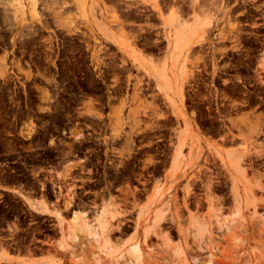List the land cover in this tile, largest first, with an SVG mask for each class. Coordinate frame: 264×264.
I'll list each match as a JSON object with an SVG mask.
<instances>
[{
	"label": "rangeland",
	"instance_id": "374dc122",
	"mask_svg": "<svg viewBox=\"0 0 264 264\" xmlns=\"http://www.w3.org/2000/svg\"><path fill=\"white\" fill-rule=\"evenodd\" d=\"M33 1L0 0V182L64 224L109 204L115 258L138 245L141 264H264V0ZM200 18L175 109L115 42L154 59L171 24ZM72 107L78 124L56 133ZM60 230L0 192L1 245L35 249Z\"/></svg>",
	"mask_w": 264,
	"mask_h": 264
},
{
	"label": "bare ground",
	"instance_id": "6f19581e",
	"mask_svg": "<svg viewBox=\"0 0 264 264\" xmlns=\"http://www.w3.org/2000/svg\"><path fill=\"white\" fill-rule=\"evenodd\" d=\"M14 2L15 3H9L10 6H15V5L18 6V4H22V0H14ZM33 3H34L33 5L35 6L36 0H34ZM12 20L14 21V23L18 24V20H19L18 15L14 13ZM204 22L208 23L207 21H203V23ZM179 24H180L179 25L180 28H184V27L187 28L188 27L187 25H189L187 23H179ZM202 24L200 25L202 26ZM195 37H196V34L191 33L188 39L189 40L195 39ZM204 38L205 37L202 35L201 37L197 39L196 42L198 43V45H200L202 41H204ZM184 39H185L184 31L175 29L172 32V35H170V37L167 38V42L169 46L168 48L170 49L171 48L173 49V47L175 49L187 48L191 42H187V41L184 42ZM115 43L119 46L122 52L127 53L128 56H131V58H133L135 62L138 63L139 68L147 75V77H149L154 82L155 88L158 90V92L165 94L166 98L169 100V95L166 92V84L163 82V80L159 76V73L154 72V70L152 69V66H148V64L150 63H145V62L143 63L141 59L139 58L137 59L136 54L130 49H128L129 46L124 41L121 43H117V42ZM161 75L163 74L161 73ZM172 102L173 101H171V104ZM183 144H184V136L180 135L177 146H176L175 157L172 161V166H171V169L173 171L176 170V168L179 165L178 160L181 159V156H182ZM228 158L221 157V161L226 166V168H228L227 165L229 164ZM27 201L30 207L36 213L43 215V216L51 215L59 220L60 225L62 227V230H60L62 232V238L60 239V241H57L56 245H59L58 242L61 244L60 249L61 251L64 252L69 264H123V262L128 263V264H141V257H140V251H139L138 245L131 246L127 250L125 256L121 255L115 258L116 248L113 247L114 245H112L111 243L112 241L109 240V237L107 235V233H109L108 230H109V225H110L109 224L110 221L108 219V216L110 215L109 204L107 203L101 204L99 209L94 213V216L92 219L87 218L82 213H75L69 220L70 225L66 226L63 223V221L60 220L62 219L61 213L55 210L52 211L50 209L49 203H47L45 200H40L38 203H32V201L30 202L29 200ZM162 217H163V211L160 210L156 213L155 219L156 221H159ZM168 250L169 249H167V252ZM172 254H176V253L174 252ZM124 257H125V261L122 260ZM52 263L56 264L54 261L49 264H52Z\"/></svg>",
	"mask_w": 264,
	"mask_h": 264
},
{
	"label": "crops",
	"instance_id": "0c3cea01",
	"mask_svg": "<svg viewBox=\"0 0 264 264\" xmlns=\"http://www.w3.org/2000/svg\"><path fill=\"white\" fill-rule=\"evenodd\" d=\"M203 21H207V20H202L200 18V20L198 21L194 19L191 21L189 20L183 21L189 24L187 25L188 26L187 28L185 27L180 28L179 23H183V22L179 21V22H176L175 24H171V26L169 25L170 27L167 28V30H170V31H174L175 29L184 31V36H185L184 42L186 41L191 42L188 45V47L185 49L184 48L175 49L173 47V49L172 48L168 49L167 54L156 57L154 59L151 57L140 58L138 54L136 53L137 59L138 58L141 59L143 63L144 62L150 63L148 64V66H152V69L154 70V72L159 73V76L161 77L163 82L166 84V92L169 95V100L165 98L162 94L161 95L167 100V102L171 105L172 108L176 109V106L179 105L183 101L181 86L187 77V68H188L185 60H186V56L188 52L193 47L199 46L196 41L199 37H201L204 34V30L206 29V27L209 26L207 24H210L208 21H207L208 23L204 22L205 23L204 24ZM200 24H202V26ZM191 33H195L196 37L195 39H190L191 40L190 41L188 38L191 35ZM128 57L130 59H133L131 58V56H128ZM262 63H263L262 65L264 66V60ZM161 73L163 75H161ZM171 101H173L172 104H171ZM190 128L191 127L188 124V130L186 132L187 134L191 131ZM229 153L230 152L227 151L225 154H222V156L226 158L229 157L228 158L229 159L228 169L231 174L233 184H235L238 175H241L243 173V167L241 166L239 159L235 157L233 158V156L230 155L231 153L230 154ZM0 192L13 196L28 211H34V210L30 207L27 200H29L30 202L32 201V203H38L40 200H43V199H36L33 196L31 191L25 189L23 185L18 184V183L0 182ZM49 205L52 211L57 210L53 208L51 204ZM45 216H51V215H45ZM51 217H54V216H51ZM71 217H72V214L69 220L71 219ZM69 220L65 222L66 226L70 225ZM61 238H62V233L57 235L53 244H49L46 241H41V246L35 249H33L30 246H26V245L17 246V247H8V246H3L0 243V264H49L53 261L56 264L58 263L59 264H69L64 252L61 251L60 249L61 244L58 242L59 245H56L57 241H60Z\"/></svg>",
	"mask_w": 264,
	"mask_h": 264
},
{
	"label": "flooded vegetation",
	"instance_id": "af4514ba",
	"mask_svg": "<svg viewBox=\"0 0 264 264\" xmlns=\"http://www.w3.org/2000/svg\"><path fill=\"white\" fill-rule=\"evenodd\" d=\"M72 110L69 111V112H59V115H58V120H57V124L54 128V131L58 134H65V131L63 129V126H66V125H77L78 123L77 122H74V120L76 119V113L78 112H75V110H77L78 108H71ZM58 112V111H57ZM74 122V123H73ZM68 133V132H67Z\"/></svg>",
	"mask_w": 264,
	"mask_h": 264
}]
</instances>
